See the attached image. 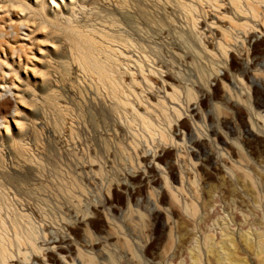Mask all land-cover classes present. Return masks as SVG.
Here are the masks:
<instances>
[{"label": "rangeland", "instance_id": "obj_1", "mask_svg": "<svg viewBox=\"0 0 264 264\" xmlns=\"http://www.w3.org/2000/svg\"><path fill=\"white\" fill-rule=\"evenodd\" d=\"M5 262L264 264V0H0Z\"/></svg>", "mask_w": 264, "mask_h": 264}, {"label": "bare ground", "instance_id": "obj_2", "mask_svg": "<svg viewBox=\"0 0 264 264\" xmlns=\"http://www.w3.org/2000/svg\"><path fill=\"white\" fill-rule=\"evenodd\" d=\"M66 7V6H65ZM256 7H254V9H253V14H254V16H257V12H258V10L257 9H255ZM90 260H91V258H90ZM32 262V261H31ZM4 264H8L7 262H5Z\"/></svg>", "mask_w": 264, "mask_h": 264}]
</instances>
